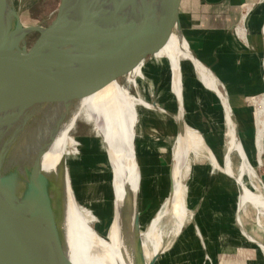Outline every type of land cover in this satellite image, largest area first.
Listing matches in <instances>:
<instances>
[{"label":"rangeland","instance_id":"rangeland-1","mask_svg":"<svg viewBox=\"0 0 264 264\" xmlns=\"http://www.w3.org/2000/svg\"><path fill=\"white\" fill-rule=\"evenodd\" d=\"M14 2L20 7L24 22L45 24L55 14L58 0H14ZM245 10L246 6L243 5L237 23H244V27L246 20L241 18V14ZM171 29L174 30V27L172 26ZM181 29L188 40L182 25ZM235 29L237 30L236 27ZM36 34L37 31L32 30L27 37L31 40ZM158 45L160 48L154 55V49L151 47L124 75L115 78L118 83L130 88L134 95L145 101L157 103L155 111L149 107L140 109L141 131L152 138L147 139L150 161H145L139 155L138 142L141 135L137 134L134 139L137 180L133 207L134 211L139 210V231H145L150 227L152 219L170 192L169 158L165 157V154L170 150V144L167 142H173L176 126L173 114L180 110L177 100L170 95L158 97L159 91L169 77L164 50L161 48V43ZM190 48L192 49L191 46ZM181 66L184 79L182 88L184 120L196 127L211 146L217 158V167L211 166L212 159L205 157V154L204 157L197 159L190 155L188 162L182 165L188 218L184 220L179 234H170L167 224L163 227V231L167 233L164 236L166 247L158 254L154 264H264L260 249V245L264 246V217L261 218L262 226H259L256 207L253 204H247L246 213L237 209L238 189L233 178L224 172L226 168L221 162L225 148L222 137L225 127L224 108L216 94L200 84L199 74L189 58H183ZM214 74L221 85L222 80L216 73ZM129 76L135 77V85H126ZM221 89L225 90L224 85H221ZM263 95L264 93H260L251 98V124L246 127L247 132L244 137L239 133L247 158L258 174L261 189L264 187V142L258 160L254 146V101ZM83 102L86 103L81 105L66 134L63 151L79 209L90 224L99 232L106 234L111 220L115 219L111 171L114 167L111 156L115 149L114 138L109 120L87 104V101ZM162 113L166 115L165 119L161 116ZM77 117L92 122L93 127L82 118L78 120L79 125L74 127ZM94 136L105 154L99 151ZM80 143L81 149H78ZM104 156L106 163L102 167L99 163L103 161ZM231 158L236 169L240 158L235 150ZM121 226L124 228L125 225ZM244 233L260 245L250 241V238L243 235Z\"/></svg>","mask_w":264,"mask_h":264},{"label":"bare ground","instance_id":"bare-ground-1","mask_svg":"<svg viewBox=\"0 0 264 264\" xmlns=\"http://www.w3.org/2000/svg\"><path fill=\"white\" fill-rule=\"evenodd\" d=\"M246 16L245 11L242 19L246 20ZM242 25L244 23L238 28L241 35L244 29ZM173 27L174 30L170 28L163 39L152 46L154 55L160 48L158 43H161L169 69L168 80L159 91L158 97L170 95L177 100L180 110L173 114L176 122L173 142H167L170 144V150L165 154V157L169 158L170 192L152 219L150 227L145 231H139L135 221L139 213L134 211L133 207L137 180L133 139L137 134L143 133L140 109L149 107L155 111L157 103L145 101L131 93L130 88L112 79L74 100L68 114H65L64 119H60L56 132L41 155L40 166L45 176L35 199V227L32 233L30 264H44L51 260L67 264L60 259L59 252L66 254L74 264H154L158 254L166 247L164 236L167 233L165 234L163 227L167 224L170 234H179L189 213L182 182V165L188 162L190 155L197 159L204 157L205 154V157L212 159L211 166L217 167L213 149L207 145L198 129L189 125L183 117L184 107L181 101L184 83L181 66L183 58L190 59L199 74L200 84L211 89L221 101L225 111L223 116L225 127L222 133L225 141L222 153L226 168L224 172L230 175L237 185V209L246 213L247 204H253L256 207L257 224L262 226L264 187L261 189L258 174L247 158L236 132L234 113L228 96L221 89L222 84L220 85L217 76L198 58L192 56L180 27L175 24ZM126 81V85H135V77L129 76ZM153 95H156L155 91ZM83 101H87V104L109 120L114 138V154L111 153L114 167L111 171L116 221L114 218L111 220L106 234L99 232L90 224L79 209L63 151L66 134L81 105L86 103ZM254 102V146L259 160L264 142V95ZM61 104V101L47 102L39 116L29 121L33 126L28 129L25 140H22V145L18 147V154L23 153L25 160L29 161V156L36 149L39 139L47 132L40 127H49L55 116L60 111L63 114L66 110L67 105ZM161 116L164 119L166 117L164 113ZM25 144L29 146L26 148ZM234 150L240 158L236 169L231 158ZM120 223L125 225L124 228L119 225ZM243 235L250 238L245 233ZM253 240L250 238V241ZM260 249L264 260V246L260 245Z\"/></svg>","mask_w":264,"mask_h":264},{"label":"water","instance_id":"water-1","mask_svg":"<svg viewBox=\"0 0 264 264\" xmlns=\"http://www.w3.org/2000/svg\"><path fill=\"white\" fill-rule=\"evenodd\" d=\"M180 1L58 0L53 17L39 24L24 22L14 0H0V264H30L35 199L45 176L40 158L60 119L74 100L124 75L174 24L181 29ZM32 30L37 34L29 40ZM59 101L66 110L40 127L47 132L25 160L18 149L29 121Z\"/></svg>","mask_w":264,"mask_h":264},{"label":"crops","instance_id":"crops-1","mask_svg":"<svg viewBox=\"0 0 264 264\" xmlns=\"http://www.w3.org/2000/svg\"><path fill=\"white\" fill-rule=\"evenodd\" d=\"M243 5L246 12L249 9L242 30L244 36L238 32L241 24H237ZM263 10L264 0H181L179 6L180 23L188 40L181 32L201 62L222 80L242 137L251 124V98L264 93ZM140 135L139 155L147 161L151 157L147 139L152 138L147 133ZM97 143L99 151L105 154L98 139ZM105 163L104 156L99 165L103 167Z\"/></svg>","mask_w":264,"mask_h":264},{"label":"flooded vegetation","instance_id":"flooded-vegetation-1","mask_svg":"<svg viewBox=\"0 0 264 264\" xmlns=\"http://www.w3.org/2000/svg\"><path fill=\"white\" fill-rule=\"evenodd\" d=\"M211 90V89H210ZM213 92V91H212ZM154 94V93H153ZM181 101H182V105H183V92H182V97H181ZM184 107V106H183ZM196 128V127H195ZM197 129V128H196ZM239 130V129H238ZM199 131V130H198ZM200 132V131H199ZM203 136V135H202ZM136 137H134V139H135ZM204 138V137H203ZM134 139H133V146H134ZM205 140V139H204ZM206 142V141H205ZM207 143V142H206ZM209 147H211L209 144H207ZM135 147V146H134ZM134 152H135V148H134ZM221 162L224 164V160H223V155H222V160H221ZM230 176V175H229ZM234 180V179H233ZM234 183H235V181H234ZM236 184V183H235ZM236 188H237V185H236ZM238 189V188H237ZM185 219H187V218H185Z\"/></svg>","mask_w":264,"mask_h":264},{"label":"built area","instance_id":"built-area-1","mask_svg":"<svg viewBox=\"0 0 264 264\" xmlns=\"http://www.w3.org/2000/svg\"><path fill=\"white\" fill-rule=\"evenodd\" d=\"M242 15V14H241Z\"/></svg>","mask_w":264,"mask_h":264}]
</instances>
